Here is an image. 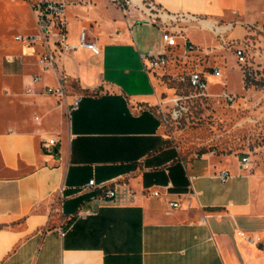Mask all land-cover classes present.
Segmentation results:
<instances>
[{
  "label": "crops",
  "instance_id": "crops-1",
  "mask_svg": "<svg viewBox=\"0 0 264 264\" xmlns=\"http://www.w3.org/2000/svg\"><path fill=\"white\" fill-rule=\"evenodd\" d=\"M34 1L0 0V264H264L261 175L240 160L184 161L162 130L157 106L168 88L142 59L163 30L147 2L231 37L208 22L230 19L246 0H67L74 47L56 56L68 76L63 96L43 90L57 80L36 63L40 45L14 40L36 32ZM83 28L97 52L79 45ZM106 188L114 195L102 199Z\"/></svg>",
  "mask_w": 264,
  "mask_h": 264
},
{
  "label": "rangeland",
  "instance_id": "rangeland-1",
  "mask_svg": "<svg viewBox=\"0 0 264 264\" xmlns=\"http://www.w3.org/2000/svg\"><path fill=\"white\" fill-rule=\"evenodd\" d=\"M217 21L222 29H231L227 33L229 36L242 40L244 60L237 61L230 48H220L218 37L199 23L188 25L186 35L200 50L181 56V49H175L176 53L167 65L154 71L168 88L162 92V97L168 99L179 95L186 107L180 117L162 125V130L186 162L207 156L221 162L231 159L230 163L236 166L242 156H247L246 169L259 172L262 177L259 194L264 199V0H246L242 11L230 19L219 18ZM15 46L13 43L3 52H14ZM168 51L170 49L164 46L160 37L159 49L144 53ZM212 67L218 68V76L211 75ZM193 71L204 74L207 81L205 95H199L188 85L186 78L179 79ZM48 81L52 82L51 79ZM222 91L231 95L232 100L220 95ZM169 106V102L164 104L166 115ZM21 114L29 117L33 110L22 108Z\"/></svg>",
  "mask_w": 264,
  "mask_h": 264
},
{
  "label": "built area",
  "instance_id": "built-area-1",
  "mask_svg": "<svg viewBox=\"0 0 264 264\" xmlns=\"http://www.w3.org/2000/svg\"><path fill=\"white\" fill-rule=\"evenodd\" d=\"M120 7L129 6L131 0H110ZM67 0H35L31 5V10L36 25V32L30 34H17L14 36V40L24 47H33L38 44L41 47V51L37 56L36 63L41 70L52 69L54 71L57 85L56 86H44V92L47 94H54L63 96V84L68 82V76L64 71H58L56 66V56L64 51L72 49L74 46L67 42L66 33V21H65V7ZM146 13L148 17L158 19L162 25V41L165 47L170 51L160 52L156 54H146L142 56L144 60L143 65L146 71H151L156 68H163L167 65L169 58L174 56L175 49H181L179 55L187 56L189 53L198 52L200 49L192 44L186 35V27L194 22H198V18L195 15L186 12L170 13L166 12L162 8L156 7L152 2L146 3ZM219 39V47L230 48L236 56L237 61L242 62L244 60V46L242 40L235 39L233 37H227L224 31L216 32L214 34ZM79 45L85 46L88 49L97 52L98 48L94 42L89 41L87 38L86 29H81L79 32ZM8 62L13 60V57L8 55L6 57ZM211 75L218 76L220 74L218 68L212 67L210 71ZM39 78L38 75H34L32 80L36 81ZM186 81L188 85L193 87L199 95H205L207 88V81L201 72L193 71L186 75V77H179L180 80ZM30 90V89H28ZM227 100H232V96L222 91L220 93ZM80 100L79 95H75L69 103V109H75L78 106ZM170 103L167 115L164 111L163 102H158V109L161 124L166 126L168 120H175L181 116L186 110L182 97L179 95H173L164 102ZM55 144V138L50 137L44 139L41 143L42 147L47 151H52ZM249 160L247 156L240 158V165L243 168H247ZM216 176L221 180H225L229 176L227 169H222L216 172ZM93 184V179L88 181V185ZM158 191H153V194H157ZM114 190L110 188L104 189L101 195L102 199L107 197H113ZM169 205L175 207L178 205L177 201H170Z\"/></svg>",
  "mask_w": 264,
  "mask_h": 264
},
{
  "label": "bare ground",
  "instance_id": "bare-ground-1",
  "mask_svg": "<svg viewBox=\"0 0 264 264\" xmlns=\"http://www.w3.org/2000/svg\"><path fill=\"white\" fill-rule=\"evenodd\" d=\"M208 25L209 26H213V25H215V27L217 28V29H220V28H222V26H218V25H216L214 22H212V21H209L208 22Z\"/></svg>",
  "mask_w": 264,
  "mask_h": 264
}]
</instances>
